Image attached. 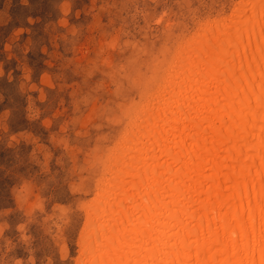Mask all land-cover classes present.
Wrapping results in <instances>:
<instances>
[{"label":"rangeland","instance_id":"obj_1","mask_svg":"<svg viewBox=\"0 0 264 264\" xmlns=\"http://www.w3.org/2000/svg\"><path fill=\"white\" fill-rule=\"evenodd\" d=\"M242 1L0 0V264H79L118 150Z\"/></svg>","mask_w":264,"mask_h":264},{"label":"bare ground","instance_id":"obj_2","mask_svg":"<svg viewBox=\"0 0 264 264\" xmlns=\"http://www.w3.org/2000/svg\"><path fill=\"white\" fill-rule=\"evenodd\" d=\"M207 28L90 209L79 264H264V0Z\"/></svg>","mask_w":264,"mask_h":264}]
</instances>
